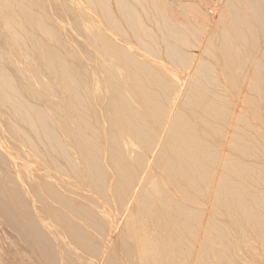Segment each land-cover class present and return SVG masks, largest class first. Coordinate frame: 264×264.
I'll return each instance as SVG.
<instances>
[{
	"label": "bare ground",
	"instance_id": "6f19581e",
	"mask_svg": "<svg viewBox=\"0 0 264 264\" xmlns=\"http://www.w3.org/2000/svg\"><path fill=\"white\" fill-rule=\"evenodd\" d=\"M0 219L37 264H264V0H0Z\"/></svg>",
	"mask_w": 264,
	"mask_h": 264
},
{
	"label": "rangeland",
	"instance_id": "374dc122",
	"mask_svg": "<svg viewBox=\"0 0 264 264\" xmlns=\"http://www.w3.org/2000/svg\"><path fill=\"white\" fill-rule=\"evenodd\" d=\"M6 202H10L7 198L3 197ZM25 245L24 241L20 236L10 235L8 228H4L0 219V256H3L5 253H8L14 257L12 258V264H18L17 261L22 262L23 264H37L35 261H30L28 253L25 250H22V247ZM11 264V259L8 262ZM40 264V263H39Z\"/></svg>",
	"mask_w": 264,
	"mask_h": 264
}]
</instances>
